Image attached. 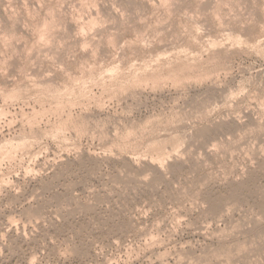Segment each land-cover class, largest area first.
Listing matches in <instances>:
<instances>
[{
    "label": "rangeland",
    "instance_id": "1",
    "mask_svg": "<svg viewBox=\"0 0 264 264\" xmlns=\"http://www.w3.org/2000/svg\"><path fill=\"white\" fill-rule=\"evenodd\" d=\"M0 264H264V0H0Z\"/></svg>",
    "mask_w": 264,
    "mask_h": 264
}]
</instances>
